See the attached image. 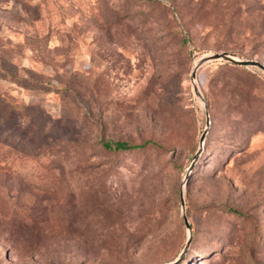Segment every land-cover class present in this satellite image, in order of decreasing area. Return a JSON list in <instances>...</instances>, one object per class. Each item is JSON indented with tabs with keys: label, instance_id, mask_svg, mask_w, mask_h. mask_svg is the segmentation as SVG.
<instances>
[{
	"label": "rangeland",
	"instance_id": "rangeland-1",
	"mask_svg": "<svg viewBox=\"0 0 264 264\" xmlns=\"http://www.w3.org/2000/svg\"><path fill=\"white\" fill-rule=\"evenodd\" d=\"M220 51L264 64V0H0V264H264V68Z\"/></svg>",
	"mask_w": 264,
	"mask_h": 264
},
{
	"label": "water",
	"instance_id": "water-1",
	"mask_svg": "<svg viewBox=\"0 0 264 264\" xmlns=\"http://www.w3.org/2000/svg\"><path fill=\"white\" fill-rule=\"evenodd\" d=\"M214 58H220L224 61H227V62H230V63H234V64H240V65H255L259 68H264V64L256 59H252V58H238V57H234L233 55H231L230 53L226 52V51H220V52H213V53H209V54H205L203 56H201L197 62L195 63L193 69L191 70V73H190V76L191 78H193L194 74H195V69L196 67L203 61L205 60H208V59H214ZM193 90L194 92L198 95V96H201L197 86L194 84L193 85ZM205 113L207 114V111L205 110ZM204 134H205V130H202L199 134V137H198V147L197 149L195 150L191 160L189 161L188 165H187V170H189L197 155L199 154V151L201 149V145H202V140L204 138ZM179 203H180V207H181V210H182V218H183V224L185 226V228L187 229L188 231V235H187V240L186 242L188 241L189 237H190V224L186 218V215L185 213L183 212V208H184V200H183V197H182V192L180 191L179 192Z\"/></svg>",
	"mask_w": 264,
	"mask_h": 264
},
{
	"label": "trees",
	"instance_id": "trees-1",
	"mask_svg": "<svg viewBox=\"0 0 264 264\" xmlns=\"http://www.w3.org/2000/svg\"><path fill=\"white\" fill-rule=\"evenodd\" d=\"M3 79L14 83V81L10 79H6V78ZM146 142H147L146 140H143L139 143H129L128 141L123 139H114V140L105 139V140H101V145L106 149L124 150V149L143 147L146 144Z\"/></svg>",
	"mask_w": 264,
	"mask_h": 264
},
{
	"label": "bare ground",
	"instance_id": "bare-ground-1",
	"mask_svg": "<svg viewBox=\"0 0 264 264\" xmlns=\"http://www.w3.org/2000/svg\"><path fill=\"white\" fill-rule=\"evenodd\" d=\"M235 57V56H234Z\"/></svg>",
	"mask_w": 264,
	"mask_h": 264
}]
</instances>
